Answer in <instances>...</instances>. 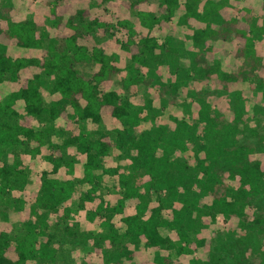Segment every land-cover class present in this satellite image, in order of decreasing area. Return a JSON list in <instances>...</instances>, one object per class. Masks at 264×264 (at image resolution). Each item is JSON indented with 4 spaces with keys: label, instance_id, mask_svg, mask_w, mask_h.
<instances>
[{
    "label": "trees",
    "instance_id": "16d2710c",
    "mask_svg": "<svg viewBox=\"0 0 264 264\" xmlns=\"http://www.w3.org/2000/svg\"><path fill=\"white\" fill-rule=\"evenodd\" d=\"M67 7L63 1L51 7L59 42L51 44L49 56L19 57L10 50L41 47L34 19L0 24V85L6 76L18 83L25 69L36 67L55 76V91L61 95L59 105L48 109L38 79L26 77L12 100H0V193L26 183L24 174L1 164L3 151L33 141L40 150L49 133L42 127L49 111L52 122L67 120L65 146H75L85 157L81 183L90 185L83 189L73 177H53L62 167L72 173L74 161L66 158L61 145L51 146L46 158L52 169L36 180L42 190L40 208L67 216L78 201L76 211L89 219L100 217L107 233L85 234L92 246L101 247L108 264H204L201 255L182 258L208 244L206 237L192 239L188 215L194 221H216L222 214L246 234L249 212L264 190V149L247 137L254 133L264 142V133L251 125L252 118L264 113V0H161L159 14L141 12L139 34L132 31L121 41L131 57L130 76L123 83L150 82L149 74L161 69L165 80L157 104L150 96H125L112 88L116 66L109 55L89 53L79 44L94 26L65 19ZM154 24L165 32L163 41L151 34ZM176 26L184 31L179 40ZM66 29L74 32L67 35ZM61 37L67 40L63 47ZM93 64L100 66L87 73ZM17 99L25 102L22 112L13 108ZM104 115L123 123L115 139L108 133L93 138L86 129V121L99 123ZM113 147L117 160L111 155ZM106 177L122 194L113 203L101 187ZM128 198L135 200V212L122 222L132 245L109 250L108 240L116 231L111 219L124 212ZM33 211H26V232L0 230V264L56 261L49 220ZM11 252L18 255L14 263ZM251 264H264V248Z\"/></svg>",
    "mask_w": 264,
    "mask_h": 264
},
{
    "label": "rangeland",
    "instance_id": "374dc122",
    "mask_svg": "<svg viewBox=\"0 0 264 264\" xmlns=\"http://www.w3.org/2000/svg\"><path fill=\"white\" fill-rule=\"evenodd\" d=\"M59 1L67 3V8H70L65 19L70 16L74 17L76 22L92 23L94 26L85 39H80L79 44L87 46L89 53L105 52L109 55L111 64L116 66V71L112 76V88L117 89L125 96L135 98L150 96L157 104L160 101V83L165 80L160 78L161 69L157 70L158 76H156L157 72H154L155 75L149 74L150 77H153L152 79L149 78L150 82L143 81L124 86L123 82L130 76L131 57L122 49L121 41L132 34V31L139 34L138 30L142 25L139 18L141 12L152 11L159 14L161 0L141 2L139 0H0L1 25H5L8 21L32 18L36 21L37 36L42 40L41 47H11L10 50L15 56H49L48 51L52 47L51 44L59 42L56 38L58 31L51 20V7ZM65 31L67 35L74 32L72 29ZM164 33L158 24L153 25L151 34L157 36L160 41L164 40ZM183 37L184 31L178 27L175 31V39L179 40ZM61 40L64 44L60 43L59 47L60 45L65 46L67 42L64 37H61ZM98 66L100 64L87 66L86 72L92 74ZM164 71L168 79L171 80L172 74L168 72L169 70L164 69ZM26 77L38 79L45 107L49 109L54 105H59L58 101L61 99V95L55 91V76L47 75L46 71L36 67L25 69L18 83L10 82L11 76L5 77L0 85V100L3 104L13 99L15 91ZM250 93L248 92L247 95L249 96ZM247 101L252 109L254 104L249 100ZM13 105V108L22 112L25 102L22 99H17ZM250 113L253 114L252 111ZM258 116V118L255 116L251 119V125L256 129L259 127L264 133V113L261 112ZM10 120L15 121V116ZM43 121L42 127L49 133L40 150H37V143L33 141L28 145L20 144L8 147L1 155V164L8 163L16 173L24 174L26 183L23 188L18 184L15 188L11 187L7 194L0 193V230H6L12 234L26 232V211L34 209L35 217L45 214L49 220L48 235L52 236V245L57 247V259L55 262L30 260L25 264H108L101 247L99 249L92 246L90 238L85 234L86 232L98 234L100 231L107 233L109 228L101 223L100 217L89 219L82 212L76 211L78 201L72 202L71 206L74 211L72 210L67 216H60L56 211L38 206V198L41 197L42 190L36 180L44 171H51L52 169V164L46 158L47 150L51 146L61 145L64 147L63 152L66 158L74 161L72 173L62 167L58 173L52 174V176L61 180L73 177L78 185L83 186V189L90 185L81 183L84 176L83 163L85 157L76 151L75 146H65L64 140L70 135L66 124L67 120L59 117L52 122L49 111H47ZM85 125L93 138L99 137L102 133H108L112 139H115L117 131L123 127L120 119L110 115H104L99 123L88 120ZM36 127L40 128L38 124ZM247 137L257 144L258 149H264V142H259L258 135L253 133ZM116 152L114 147L111 148V155L115 160H117ZM101 187L112 203L122 195L113 188L110 179L107 177L103 180ZM135 203V200L126 199L124 212L115 214L111 219L112 224H114L112 227L116 231L113 232V237L108 240L107 249L118 251L132 245L130 237L125 235L126 226L122 222V217L135 212ZM249 214L246 234L241 231L239 226L228 224L222 214L217 216L216 221H212L210 218L194 221L191 219L192 215L189 214L188 221L191 225L192 239L198 240L200 237H206L208 244L207 246H200L197 251L185 252L182 258L188 261L191 257L201 255L204 264H251L254 256L260 249L264 248V232L262 233L264 229V190L257 198L255 208L253 207ZM173 252L175 258L180 257L176 251ZM10 258L14 263L18 258L17 253L11 252Z\"/></svg>",
    "mask_w": 264,
    "mask_h": 264
}]
</instances>
